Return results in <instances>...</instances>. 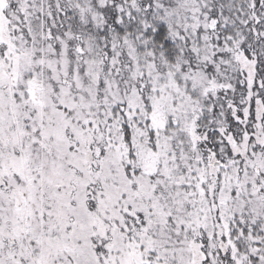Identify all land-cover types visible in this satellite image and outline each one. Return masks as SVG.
<instances>
[{"label": "snow or ice", "instance_id": "1", "mask_svg": "<svg viewBox=\"0 0 264 264\" xmlns=\"http://www.w3.org/2000/svg\"><path fill=\"white\" fill-rule=\"evenodd\" d=\"M0 264H264V0H0Z\"/></svg>", "mask_w": 264, "mask_h": 264}]
</instances>
